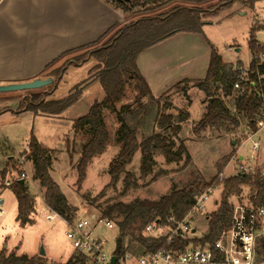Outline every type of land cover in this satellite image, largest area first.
Wrapping results in <instances>:
<instances>
[{
    "label": "rangeland",
    "instance_id": "obj_1",
    "mask_svg": "<svg viewBox=\"0 0 264 264\" xmlns=\"http://www.w3.org/2000/svg\"><path fill=\"white\" fill-rule=\"evenodd\" d=\"M113 6L121 8V4L108 0ZM199 7L208 10L203 17L201 27L202 34L196 38L192 35L175 33L166 38L170 55L181 57V67L176 70V82L168 76L170 83L167 90L154 96L158 99L159 108L151 103L147 96H140L141 107L136 105L135 96L138 91L135 81L126 78L125 95L122 102L129 104L135 111L133 116L126 115L125 119L136 130L138 140L153 132L169 136L174 142L173 150L181 145L184 151L180 154V160L167 162L164 155L158 151L153 152L154 165L151 172L141 177L139 167L142 162L141 151L137 150L126 170L132 174L135 185L125 184L123 175L116 186L107 189L101 197L97 195L108 184L109 162L116 156L120 144L117 141L118 122L115 115L104 109L103 118L107 130L105 147L103 151L95 154L86 168V175L77 188V162L81 143L87 138L81 131L74 133L73 122L83 116L95 101H101L104 91L96 78H89V71L95 64L92 57L77 65H66L65 74L58 80L54 92L49 94V100L62 99L80 88L76 100L62 111L59 116L30 115L21 113L16 115L19 102L17 98L7 100L6 109L0 107V168L4 162L10 159L8 167L11 185H1L0 200V251L6 249L16 255L28 257L42 256L46 264H66L75 254L71 238L67 231V224L60 216L45 206L43 188L33 179V167L26 160L20 162V154L26 150L27 140L32 134L44 148L55 151L54 160L50 168V176L58 184L60 191L68 200V203L76 209L74 219H86L93 223L92 216L100 215L107 206L118 202H130L135 198L156 200L168 193L172 188H182L187 184H200L217 176V181L226 179L238 172L252 173L264 169V151L253 156L250 149V141L244 140L247 130V121L240 116L239 123L235 126L228 122L218 128H207L199 134H194L193 127L202 117L207 105L204 91L196 85L197 81L204 78L209 43L217 50L222 61L226 64L239 63L246 67L251 60L248 48L249 34L252 28H257L254 38L264 44V0H256L252 8L243 5L240 0H233L228 6L219 3V0H143L135 5H129L124 13L129 23L142 17H155L167 12L174 7ZM123 11V10H122ZM123 24L117 26L101 42L87 47L79 54L73 55L67 60L102 46ZM164 39V40H166ZM162 40V41H164ZM166 52V47H163ZM34 93L41 90L34 89ZM23 94V92H9V95ZM8 94V93H3ZM30 96L29 90L25 91ZM218 96L233 113V95L223 96L219 91ZM25 97V96H24ZM179 110L187 111L188 117L180 121V129L173 133L170 128L159 127L157 120L159 112L172 113L175 116ZM263 145H264V140ZM68 145V147H67ZM6 146L5 149H1ZM68 148V149H67ZM72 149L70 162L68 150ZM241 157V159H240ZM227 158V162L221 170L219 165ZM16 161V163L14 162ZM24 170L26 177L24 184L33 196L32 221L26 225L16 219V198L12 183L18 180L19 172ZM223 175L222 177L220 175ZM222 178V179H221ZM221 179V180H220ZM1 183V182H0ZM222 186H213L209 198L203 203L201 209L190 210L187 214L188 223L195 228V237H200L207 232L206 215L217 208ZM249 197L247 188L242 190L240 196H232L229 202H246ZM52 215V219H47ZM95 232L103 234L106 239L105 249L108 253L115 248L117 229L100 225ZM201 245V244H199ZM260 245V244H259ZM42 252V254H41ZM261 256L259 255L258 260Z\"/></svg>",
    "mask_w": 264,
    "mask_h": 264
},
{
    "label": "trees",
    "instance_id": "obj_2",
    "mask_svg": "<svg viewBox=\"0 0 264 264\" xmlns=\"http://www.w3.org/2000/svg\"><path fill=\"white\" fill-rule=\"evenodd\" d=\"M232 1L219 0V3L228 6ZM240 1L243 5L252 8L256 0ZM121 8L125 12L129 6L121 4ZM207 12L208 10H202L196 6L190 8L174 7L155 17H142L124 23L102 46L85 51L72 60H66L55 70L53 87L57 85L60 74L66 65H77L92 57L95 64L89 71V78L98 79L104 91L103 99L93 102L88 111L73 122L74 133L81 131L85 137L87 136L81 143L80 155L75 163L77 188L81 186L85 178L86 168L91 158L103 151L105 147L107 130L102 114L104 109L114 114L119 124L116 134L120 148L116 156L109 162L110 179L108 184L99 192L98 197H101L107 189L116 186L122 175V180L125 181L127 187L136 184L132 181V174L126 170V166L137 150L141 151L142 156L139 167L141 177H145L151 172L154 165L152 157L154 151L163 154L167 162L180 160V154L184 151V147L181 143L177 150H173L174 142L169 136L153 132L138 140L136 130L125 119L128 114L133 116L135 111L129 104L123 103L122 99L125 95L126 78L129 76L128 79L135 81L134 85L138 91V96H135L136 105L141 107L140 96H147L151 103L157 105V111L160 110L159 98H155L151 94L147 83L138 70L136 58L140 52L175 33L202 34L203 17ZM256 29V27L251 29L248 39V48L251 53L249 75L256 69L259 62L257 56L264 53V46L254 38ZM209 48V61L205 77L196 82L197 87L205 93L207 105L202 117L193 127L194 134H199L207 128H218L226 122L235 126L239 123L237 116L243 117L247 121V128H253L252 118L261 102L258 90L264 94V79L261 82H256L257 90H252L248 94H240L233 89V82L239 74L238 70H232L233 64L224 63L217 50L210 43ZM251 78L254 77L251 76ZM33 91L29 90L32 94L23 99L21 109L30 113L56 116L76 100L80 88L65 98L47 101L44 100V97L51 92L34 93ZM219 91L223 96L233 95L235 112L232 113L223 103L218 96ZM159 113L157 120L159 127L170 128L173 133L180 129L179 122L188 117V112L183 110H179L176 116L172 113ZM67 152L71 162L72 149ZM54 154V150L41 147L36 138L32 134L30 135L27 159L31 161L33 167V179L43 188L44 203L60 218L71 221L75 217L76 209L68 203L58 184L50 176L49 170L55 157ZM226 162L227 158L219 165V170L223 168ZM216 184H221L222 189L217 208L206 215L207 232L200 237L194 236L191 239L193 244H201V246L213 250L214 241L230 227L234 205L229 202L230 197L240 196L242 190L247 188L249 191L248 200L256 205H264V169L252 173L238 172L221 181H217V176H214L209 181L200 184L191 183L182 188L174 187L156 200L135 198L130 202L118 201L107 206L98 216L111 220L115 224L117 229L115 253L134 252L143 247L152 250L160 246L163 239H155L145 235V226L149 223H165L169 216H173L175 220L183 219L192 209L196 198L206 188ZM12 186L16 198V219L21 224L26 225L32 221L33 196L25 184L19 183V179L14 181ZM187 242L189 240H180L175 244L183 247ZM259 255L261 256L260 259L264 260V238L260 241L257 250L258 258ZM0 264H46V260L42 256L16 255L13 251L8 252L3 248L0 251ZM66 264H84V258L81 255H75Z\"/></svg>",
    "mask_w": 264,
    "mask_h": 264
},
{
    "label": "crops",
    "instance_id": "obj_3",
    "mask_svg": "<svg viewBox=\"0 0 264 264\" xmlns=\"http://www.w3.org/2000/svg\"><path fill=\"white\" fill-rule=\"evenodd\" d=\"M127 19L124 11L108 0H0V84L52 78L50 84L37 89L52 94L57 87L52 86L55 70L67 58L79 54L87 46L101 42ZM183 34L194 38L198 36L196 33ZM169 39L145 49L136 58L138 70L153 96L167 90L170 83L166 82L168 76L173 83L176 82V70L181 67V57L168 54L170 46L166 41ZM163 47H166V52ZM209 53L210 49L206 70ZM65 69L66 66L60 77L65 74ZM24 92L22 95L0 93V107L2 105L6 109L7 100L15 97L19 102L16 115L23 112L40 114L21 109V102L26 97ZM48 96L44 97L45 101L49 100ZM28 140L26 150L19 156L31 163L27 159ZM5 148L2 146L1 149ZM10 159L12 157L0 168V175L13 169L11 165L8 167ZM3 201L1 199L0 203Z\"/></svg>",
    "mask_w": 264,
    "mask_h": 264
},
{
    "label": "built area",
    "instance_id": "obj_4",
    "mask_svg": "<svg viewBox=\"0 0 264 264\" xmlns=\"http://www.w3.org/2000/svg\"><path fill=\"white\" fill-rule=\"evenodd\" d=\"M257 58L259 62L251 75L248 74L250 64L246 67L239 63L233 64L232 70L237 69L239 73L233 82V89L240 94L257 90L256 82L264 79V53H260ZM258 96L261 102L252 118L253 128H247L244 138L250 141L253 156L264 151L263 92L258 90ZM22 161L21 159L20 162ZM25 177V171L21 170L18 178ZM0 182V188L1 185H11L9 172L0 175ZM212 188H206L196 198L192 210L202 208ZM52 217V215L46 216L47 219ZM92 219V224L89 220L81 218L64 220L75 254L83 256L84 264H264V260H258L257 257L260 241L264 238V205H256L249 200L233 205L230 227L214 241L213 250L193 244L191 239L194 237L195 228L188 223L186 216L181 220H175L173 216H169L165 223H149L144 228L145 235L163 239V243L157 248L150 250L143 247L134 252L125 251L121 254H116L114 248L108 253L105 249L106 239L103 234L95 232V229L103 224L108 228L115 224L98 215H93ZM180 240H189V242L180 247L175 244ZM112 256L115 257L114 262H111Z\"/></svg>",
    "mask_w": 264,
    "mask_h": 264
},
{
    "label": "water",
    "instance_id": "obj_5",
    "mask_svg": "<svg viewBox=\"0 0 264 264\" xmlns=\"http://www.w3.org/2000/svg\"><path fill=\"white\" fill-rule=\"evenodd\" d=\"M52 82V78H35L26 82L19 83H10V84H0V93H9V92H24L27 90L40 89ZM241 159V157H240ZM21 185L24 184V179H19ZM194 231V230H192ZM42 254V252H41ZM115 257H111V262H114Z\"/></svg>",
    "mask_w": 264,
    "mask_h": 264
},
{
    "label": "flooded vegetation",
    "instance_id": "obj_6",
    "mask_svg": "<svg viewBox=\"0 0 264 264\" xmlns=\"http://www.w3.org/2000/svg\"><path fill=\"white\" fill-rule=\"evenodd\" d=\"M113 1L118 4H126L129 6V5H135L137 2L143 1V0H113Z\"/></svg>",
    "mask_w": 264,
    "mask_h": 264
}]
</instances>
